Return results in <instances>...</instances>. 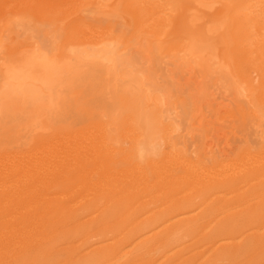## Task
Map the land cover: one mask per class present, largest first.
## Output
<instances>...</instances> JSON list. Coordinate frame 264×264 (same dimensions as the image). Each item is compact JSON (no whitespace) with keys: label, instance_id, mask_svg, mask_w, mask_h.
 <instances>
[{"label":"bare ground","instance_id":"6f19581e","mask_svg":"<svg viewBox=\"0 0 264 264\" xmlns=\"http://www.w3.org/2000/svg\"><path fill=\"white\" fill-rule=\"evenodd\" d=\"M0 264H264V0H0Z\"/></svg>","mask_w":264,"mask_h":264},{"label":"rangeland","instance_id":"374dc122","mask_svg":"<svg viewBox=\"0 0 264 264\" xmlns=\"http://www.w3.org/2000/svg\"><path fill=\"white\" fill-rule=\"evenodd\" d=\"M68 136H69V135H67V136L64 135L65 139L68 138ZM85 138L88 139L87 136H85V137H80V138H76V139H75V140H77V142H78V143L75 142V144H77V148L79 147L78 144H79L80 142H84V141L86 140ZM70 140H72V141H70ZM75 140H74L73 138H70L68 141H69L70 143H72V142L75 141ZM78 140H79V141H78ZM87 166H88V165H87ZM87 166H86V167H87ZM95 167H96L95 164H91V168H90V169H95ZM95 180L98 181V176L96 177V179H95V178L93 179V181H95ZM110 182H111V181H110ZM95 183H96V181H95ZM96 186H97V185H96ZM39 188H40V187H38V189H39ZM73 192H75L74 194H76V195L79 194L80 196L84 194V193H82V192H79L78 188H77L76 190H74ZM50 193H51V192H50ZM53 193H54V192H52L51 194H53ZM71 195H72V194H70V196H71ZM68 196H69V195H68ZM3 199H4V198H3Z\"/></svg>","mask_w":264,"mask_h":264}]
</instances>
